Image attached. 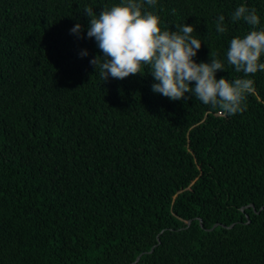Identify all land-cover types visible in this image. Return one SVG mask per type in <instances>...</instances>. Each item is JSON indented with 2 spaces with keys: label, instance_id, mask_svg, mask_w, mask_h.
Instances as JSON below:
<instances>
[{
  "label": "trees",
  "instance_id": "16d2710c",
  "mask_svg": "<svg viewBox=\"0 0 264 264\" xmlns=\"http://www.w3.org/2000/svg\"><path fill=\"white\" fill-rule=\"evenodd\" d=\"M137 256L264 264V0H0V264Z\"/></svg>",
  "mask_w": 264,
  "mask_h": 264
},
{
  "label": "water",
  "instance_id": "95a60500",
  "mask_svg": "<svg viewBox=\"0 0 264 264\" xmlns=\"http://www.w3.org/2000/svg\"><path fill=\"white\" fill-rule=\"evenodd\" d=\"M241 210H243V208L241 209ZM199 222H200V226L202 227V222L199 220ZM190 224V221H188L187 222V225H189ZM217 225H214L211 229H208V230H212L213 228H215ZM224 227V226H223ZM231 227V226H230ZM157 241H158V239H157ZM153 248L154 247H152L147 253H151L152 252V250H153ZM139 258H140V256H137V258L135 259V261L132 263V264H135L138 260H139Z\"/></svg>",
  "mask_w": 264,
  "mask_h": 264
}]
</instances>
